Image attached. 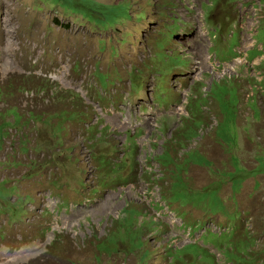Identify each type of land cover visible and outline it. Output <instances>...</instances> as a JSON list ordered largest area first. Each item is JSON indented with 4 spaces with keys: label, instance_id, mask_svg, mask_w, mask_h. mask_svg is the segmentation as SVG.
Instances as JSON below:
<instances>
[{
    "label": "rangeland",
    "instance_id": "obj_1",
    "mask_svg": "<svg viewBox=\"0 0 264 264\" xmlns=\"http://www.w3.org/2000/svg\"><path fill=\"white\" fill-rule=\"evenodd\" d=\"M0 126V264H264V0H0Z\"/></svg>",
    "mask_w": 264,
    "mask_h": 264
},
{
    "label": "clouds",
    "instance_id": "obj_2",
    "mask_svg": "<svg viewBox=\"0 0 264 264\" xmlns=\"http://www.w3.org/2000/svg\"><path fill=\"white\" fill-rule=\"evenodd\" d=\"M254 42V41H253ZM256 60H259L258 62H256V64L257 63H260L261 61H262V59H256ZM255 60V61H256ZM125 162V161H124ZM248 185H249V183L248 184H246V191L248 190ZM243 204V203H242ZM247 204V202L246 203H244L243 205L244 206H241V209L242 210H244V208H245V205ZM243 224L246 226L248 223L249 224H251V229L253 230V223H252V220L250 219V218H247V216H246V213H243ZM216 232H219L220 231V229H217V230H215ZM185 233V232H184ZM185 235H186V241L188 242V243H190L192 240H191V235L192 234H189L188 232L187 233H185ZM200 236V233H198V234H196L195 235V238H197V237H199ZM188 243H186V244H188ZM217 261H218V264H226V260L224 261V258H223V254H222V252L220 251V252H217Z\"/></svg>",
    "mask_w": 264,
    "mask_h": 264
},
{
    "label": "bare ground",
    "instance_id": "obj_3",
    "mask_svg": "<svg viewBox=\"0 0 264 264\" xmlns=\"http://www.w3.org/2000/svg\"><path fill=\"white\" fill-rule=\"evenodd\" d=\"M199 46L197 47V50H199ZM199 65H202V62H200V64ZM112 201V196L111 195H109V197H107L105 200H103L102 202H101V207L103 208V209H106L107 210V208H108V206H109V204H110V202ZM100 207V208H101Z\"/></svg>",
    "mask_w": 264,
    "mask_h": 264
},
{
    "label": "trees",
    "instance_id": "obj_4",
    "mask_svg": "<svg viewBox=\"0 0 264 264\" xmlns=\"http://www.w3.org/2000/svg\"><path fill=\"white\" fill-rule=\"evenodd\" d=\"M19 120L20 119H17V120H15V124H18L19 123ZM4 127V126H3ZM5 129V128H4ZM3 130V128H2V126H0V131H2ZM2 136V135H1Z\"/></svg>",
    "mask_w": 264,
    "mask_h": 264
},
{
    "label": "crops",
    "instance_id": "obj_5",
    "mask_svg": "<svg viewBox=\"0 0 264 264\" xmlns=\"http://www.w3.org/2000/svg\"><path fill=\"white\" fill-rule=\"evenodd\" d=\"M255 185V184H254Z\"/></svg>",
    "mask_w": 264,
    "mask_h": 264
}]
</instances>
